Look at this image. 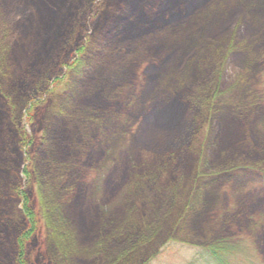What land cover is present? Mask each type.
I'll use <instances>...</instances> for the list:
<instances>
[{"label": "rangeland", "instance_id": "1", "mask_svg": "<svg viewBox=\"0 0 264 264\" xmlns=\"http://www.w3.org/2000/svg\"><path fill=\"white\" fill-rule=\"evenodd\" d=\"M18 1L0 0V124L12 128L0 132V147L8 149L7 161L0 159V264H207L203 245L227 235V228L239 249L230 264H264V0H210L206 12H187L183 26L218 22L224 31L202 49L167 27L141 39L138 51L135 38L130 46L113 42L103 62L105 45L96 43L104 44L102 31L134 0H74L63 32L53 31L51 8L64 0ZM112 50L121 56L111 58ZM172 79L181 93L169 90ZM80 81L87 84L75 96ZM172 93L184 105L185 122L176 127L165 113ZM59 106L70 117L65 133L50 125ZM17 126L31 141L28 162L15 154ZM164 133L176 139L173 145L156 142ZM159 155L161 164L151 169ZM101 172L105 185L95 188ZM14 182L23 201L12 192ZM126 186L139 203L155 192L172 194L155 236L121 259L93 252L88 260L68 257L46 229L49 203L80 231L88 215H78L79 190L101 208ZM19 209L31 214L33 231ZM22 231L28 239L21 259L15 243Z\"/></svg>", "mask_w": 264, "mask_h": 264}, {"label": "trees", "instance_id": "2", "mask_svg": "<svg viewBox=\"0 0 264 264\" xmlns=\"http://www.w3.org/2000/svg\"><path fill=\"white\" fill-rule=\"evenodd\" d=\"M21 1H18V4L21 5ZM34 1L36 5H40L41 3V0ZM67 1H62V4L59 5L61 7H57L55 10L51 8L52 12H54V17H56V19L52 21V28L54 32H61V30L63 32L65 29V23H67L65 21V17L69 15V12H71L74 7V0H69V3H67ZM151 1L153 2H151V4H147L146 6V0H134L132 3H130L128 10H118V17H114V22L109 25L111 27L102 31L101 39H103L102 41H104V44L98 41L96 43L98 47L105 45L102 49V62L104 60V55H106L108 52L109 45H112L113 42L121 43L127 40L124 42V44L126 46H130L132 43L129 40L135 38V47L138 51L141 47V39L148 36L151 37L159 35L160 33L164 32L167 27L172 28L170 31L172 35L178 33L181 38L185 36V38H189V46H198L200 48L201 45L207 47L209 44L207 39L209 37H220L224 34V31L217 27L218 22L217 25L216 22L215 25L212 23V27L210 25L204 27V25L194 24V26L198 29H192V25L185 26V24L183 26L184 22L189 21L187 12L191 10L196 13L199 12V14L206 12V10L211 9V7L207 5L209 2H211L210 0ZM159 3L160 5H158ZM205 6L206 8H203ZM11 11L14 13L13 10ZM25 20L27 22L28 17H25ZM174 20H176V22H174ZM180 20H182L181 24H179ZM69 21L71 20H68V22ZM224 26L227 25L224 24ZM212 32L213 34L211 35L210 33ZM252 32L255 33L254 30H252ZM188 34H190V36H187ZM31 35L34 36L32 32ZM165 35L166 34H163L162 36ZM34 41L35 43L37 42V44L40 43V36L36 35ZM233 48L238 49L240 48V45L235 44ZM118 50L110 51L109 56L111 58L114 56H121L118 55ZM108 64L109 61L106 62V66ZM169 83V90L172 89V91H179V93H181L180 89L175 86V79L170 80ZM86 84L87 83L80 81L76 90L74 91V95L77 96L79 92H83V88L85 89ZM174 94L176 95V93L169 95L166 101L165 113H167L168 119L169 117H174L172 123L173 126L176 127L177 122L180 121V123H184L185 121L183 118H181L180 111L182 106H184L183 101L177 99V95L175 96ZM63 106H59L52 115L50 125L52 126V131L55 130L56 133H59V131H63L65 133L71 128V125L66 122V120H70V117L65 111H63ZM1 112L2 111L0 109V113ZM165 122V128H170L167 120H165ZM31 124V129L33 130L34 125L33 123ZM6 126L10 130L12 129L10 127V123L7 125L6 123L1 122L0 132H2V134L5 132ZM185 129L186 128H184L183 132L184 134H187ZM11 135L14 136L13 147L16 150L15 154H19V156L22 158L21 163L28 162L30 160L28 149L31 143V141H25L28 140V136H26L24 132H21V130L18 129V126L17 128H13V133ZM159 138L160 137L156 138V142L159 145L160 143H163L165 146L167 145L166 141H169V143L173 145V141L176 140L168 139L165 137V133L164 136L161 137V140H159ZM1 140L4 142L2 136ZM43 147L44 141L41 143V151L39 154H44L45 150L42 151ZM7 150V146L4 144L0 147L1 164L7 161L6 160L3 162V156L8 155ZM174 152L180 153V148L176 149ZM158 160V162L155 161L152 164L151 169L155 168L156 165L161 164V155H159ZM242 171L248 175L253 174V171H251V173L249 170H247V172L245 169L240 170V172ZM103 174L104 172H101L95 180V188L100 187L101 184L105 185V175L102 176ZM134 183L135 182H130L128 186L130 187ZM20 185V182H14L11 187L13 188L12 192L15 191L14 195L22 199V193L16 190H19ZM129 187L123 189L122 191L118 190L111 194L109 198L107 197L108 200L104 204H100L101 208L97 207L99 204L96 202L95 197L91 196L90 192H88L85 188L79 190L78 199L81 198L82 207L78 215H88L83 217L84 226L80 231L79 227H68L67 224H69V221L67 220L65 222L61 213H59L53 206H50L51 203H49L46 213H43V219L46 223V229L49 231L50 237L65 248L63 251H65L68 257L69 255H75L79 256L81 259L87 260L92 258V252L97 254L98 259H121L125 257L127 253L144 246L145 243H148L157 233L158 224L166 218L167 210L172 207L174 198H172V194H169L168 197H166V194L164 193L155 192V194L153 193V195L145 197L139 203V200H136L130 196L131 193L128 191L131 187ZM39 197L42 199V204L46 206L48 201L46 203L45 197H42L41 195H39ZM18 201L22 202L23 199L22 201ZM74 204L75 205L70 206V208L73 207L76 209L78 205L77 201ZM104 209H110L111 211L108 214H103L102 210ZM19 210L23 217V223H26V228H30L31 231H33L35 228V223L31 221V214L27 213L25 209L24 211L22 209ZM233 217H235L234 214ZM23 231L17 237L15 243L17 254L21 259L24 255V243L28 239L26 238L27 233H24L26 231ZM226 232H228V234L222 235V237L219 238L215 243H205V246L208 247L209 251V262L207 264H230V259H235V253L239 251V249L233 241V237H231L228 228L226 229ZM4 235L8 236V233H5ZM4 241L8 242V238ZM0 246H3V244L0 243ZM105 253L107 258L104 256ZM74 260L78 261V259ZM19 264L26 263H24L22 260Z\"/></svg>", "mask_w": 264, "mask_h": 264}, {"label": "flooded vegetation", "instance_id": "3", "mask_svg": "<svg viewBox=\"0 0 264 264\" xmlns=\"http://www.w3.org/2000/svg\"><path fill=\"white\" fill-rule=\"evenodd\" d=\"M204 246V253H205V258H202V259H209V251H208V247L203 245ZM203 253V254H204ZM196 259H201L200 257H197Z\"/></svg>", "mask_w": 264, "mask_h": 264}, {"label": "bare ground", "instance_id": "4", "mask_svg": "<svg viewBox=\"0 0 264 264\" xmlns=\"http://www.w3.org/2000/svg\"><path fill=\"white\" fill-rule=\"evenodd\" d=\"M211 26V25H210ZM212 27V26H211ZM211 35L213 34V32L212 33H210ZM250 34H252V32H250Z\"/></svg>", "mask_w": 264, "mask_h": 264}]
</instances>
